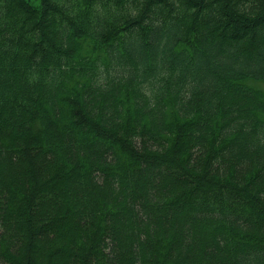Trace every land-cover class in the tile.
I'll list each match as a JSON object with an SVG mask.
<instances>
[{
	"label": "trees",
	"instance_id": "1",
	"mask_svg": "<svg viewBox=\"0 0 264 264\" xmlns=\"http://www.w3.org/2000/svg\"><path fill=\"white\" fill-rule=\"evenodd\" d=\"M0 264H264V0H0Z\"/></svg>",
	"mask_w": 264,
	"mask_h": 264
}]
</instances>
